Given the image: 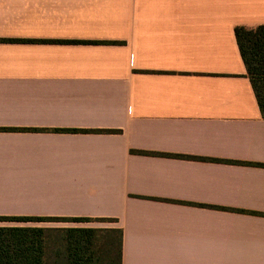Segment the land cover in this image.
Listing matches in <instances>:
<instances>
[{
	"label": "crops",
	"instance_id": "obj_1",
	"mask_svg": "<svg viewBox=\"0 0 264 264\" xmlns=\"http://www.w3.org/2000/svg\"><path fill=\"white\" fill-rule=\"evenodd\" d=\"M258 25L264 0H0V129L35 130L0 131V217L113 220L56 224L120 230L121 264H264Z\"/></svg>",
	"mask_w": 264,
	"mask_h": 264
},
{
	"label": "trees",
	"instance_id": "obj_2",
	"mask_svg": "<svg viewBox=\"0 0 264 264\" xmlns=\"http://www.w3.org/2000/svg\"><path fill=\"white\" fill-rule=\"evenodd\" d=\"M234 36L261 116L264 118V25L238 26ZM25 42V41H8ZM44 43H77L43 41ZM79 43V42H78ZM100 44V43H91ZM104 44H116L106 42ZM0 131H35L0 129ZM69 134H113L112 130H42ZM109 223L110 219L0 217V223ZM118 229L0 227V264H121Z\"/></svg>",
	"mask_w": 264,
	"mask_h": 264
},
{
	"label": "rangeland",
	"instance_id": "obj_3",
	"mask_svg": "<svg viewBox=\"0 0 264 264\" xmlns=\"http://www.w3.org/2000/svg\"><path fill=\"white\" fill-rule=\"evenodd\" d=\"M0 226L4 227H9V226H14V227H27L28 225L25 223H0ZM41 227H36V228H46V229H65L64 227H61V224H56V223H49V224H41L39 225ZM91 226V224H90ZM96 229H102L100 227H93Z\"/></svg>",
	"mask_w": 264,
	"mask_h": 264
}]
</instances>
